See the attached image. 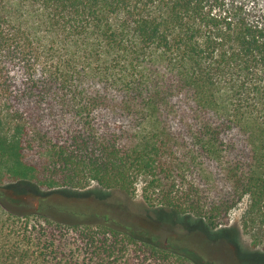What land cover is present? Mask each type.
Listing matches in <instances>:
<instances>
[{
	"label": "trees",
	"instance_id": "obj_1",
	"mask_svg": "<svg viewBox=\"0 0 264 264\" xmlns=\"http://www.w3.org/2000/svg\"><path fill=\"white\" fill-rule=\"evenodd\" d=\"M244 199L264 236V0H0V264H199L119 218Z\"/></svg>",
	"mask_w": 264,
	"mask_h": 264
},
{
	"label": "rangeland",
	"instance_id": "obj_2",
	"mask_svg": "<svg viewBox=\"0 0 264 264\" xmlns=\"http://www.w3.org/2000/svg\"><path fill=\"white\" fill-rule=\"evenodd\" d=\"M107 195V191L92 185L84 191H50L48 202L64 207H91L98 198ZM23 201L29 211L37 207L38 200L31 194L23 198ZM247 209L248 200L244 199L230 213L229 222L214 231L206 230L201 224L175 214H165L164 218L155 220L154 210L145 205H141L139 214L131 220L119 219L141 229L155 244L168 246L179 242L192 246L195 261L199 264H264V236L254 228L245 227ZM59 218L68 220L61 216Z\"/></svg>",
	"mask_w": 264,
	"mask_h": 264
},
{
	"label": "water",
	"instance_id": "obj_3",
	"mask_svg": "<svg viewBox=\"0 0 264 264\" xmlns=\"http://www.w3.org/2000/svg\"><path fill=\"white\" fill-rule=\"evenodd\" d=\"M37 206H38V203H37Z\"/></svg>",
	"mask_w": 264,
	"mask_h": 264
}]
</instances>
